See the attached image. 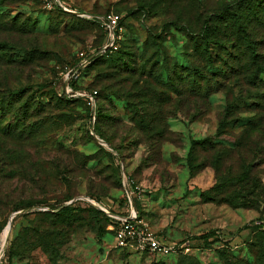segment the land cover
<instances>
[{
	"label": "rangeland",
	"instance_id": "1",
	"mask_svg": "<svg viewBox=\"0 0 264 264\" xmlns=\"http://www.w3.org/2000/svg\"><path fill=\"white\" fill-rule=\"evenodd\" d=\"M60 1L81 14L113 13L120 38L74 77L67 69L80 53L107 44L100 24L45 0H0V42L9 45L0 50V94L23 89L0 113V235L11 218L0 264H264V231L255 226L264 219V72L262 82L250 77L264 68V2ZM205 21L213 67L200 57ZM232 24L244 26L252 48L242 37L228 44L223 33L234 34ZM187 59L205 74L222 67L227 75H210L207 92L201 81L190 86ZM88 91L97 92L92 119L88 101L63 99ZM25 100L27 112H13ZM205 137L218 152L196 150L191 168L190 141ZM28 199L45 203L13 210ZM64 204L81 209L58 218L43 212ZM130 206L164 238L189 240V250L116 248L108 212Z\"/></svg>",
	"mask_w": 264,
	"mask_h": 264
},
{
	"label": "trees",
	"instance_id": "2",
	"mask_svg": "<svg viewBox=\"0 0 264 264\" xmlns=\"http://www.w3.org/2000/svg\"><path fill=\"white\" fill-rule=\"evenodd\" d=\"M243 1L244 0H237L238 3L239 2H243ZM262 1L264 2V0H262ZM232 4L233 3L224 4V6L222 7V12H227L228 11L227 8L230 7ZM53 8H54V10L62 12V13H70V12H66L65 10H63L61 7H59L57 5L54 6ZM249 10L251 11V13H253L255 18H257V14L259 13V10L256 12V10H255V8L253 6H249ZM261 12L264 13V7H263ZM90 21L96 22L94 20H90ZM238 23H240V22L238 21ZM119 24H120V22H119ZM231 26L233 27L232 31H233L234 34H228V33L225 34V33H223L224 38L225 37L228 38V40H227L228 44L231 43V42L233 43L232 38H233V36H236L237 40L241 39V37L243 39H245L246 46L252 48V44H251L252 40H249V42L247 41V38H248L247 37V30L244 29V26L237 27V24H232ZM234 27H237L238 30L236 28L234 30ZM212 31L213 30L211 29V27L208 26L206 24V21H205V24L203 25L202 31H201V33L199 35L200 38L198 39L199 41H201V45H200V53H201V55H200V57H205V59H206L205 62L209 66L211 64V56H210V52H209L208 46L210 45V43L213 44V41L211 40L212 33H213ZM203 38L208 40L205 44H204ZM218 45H224V44L218 43ZM7 46H9V45L6 44V42H4V41L0 42V50H4L5 47H7ZM254 48L255 47L253 46V51H250V54H248V59H249L251 65H253V64L256 65L259 62V57H261V55L258 54L255 51L256 48H255V50H254ZM110 52H112V51H106L103 54H98V55L94 56L90 60V62L85 67H83V69L85 70L92 63H94L96 60H98L101 56L107 55ZM118 58L122 59L121 57H118ZM238 58H239L238 56L234 58V60H236V62H235L236 64L239 63V62H237ZM219 59L223 61V58L220 57ZM187 61H188V64L186 66V71L185 72H186V74H188L187 76L189 77L188 78V84L190 86H192V85L195 86V85H199L200 81H201L203 86L200 84L201 86H199V88L202 87V89H204V91H206V92L209 90V87L212 85L211 82H210L211 80L209 79V78H211L210 75H212L214 77H216L218 75H224V76L227 75V71L225 69H223L222 67H218V69H216V70H208L207 73H209V75L205 74L202 71V69L200 68L199 64H196V62H194V60L187 59ZM175 67H176V65L174 64V68ZM210 67H213V66H210ZM228 67L230 69L235 68V66H233L232 64H230ZM263 72H264V68H260L259 66H257V70H255V72L252 73V76H250V77H252L254 79H259V81L262 82V80L259 77V74H261ZM88 93L92 94L94 96V98H97V92L88 91ZM261 95H264V93H261ZM21 97H23V89L22 88H19L17 90H13L12 92L9 93V96L7 98L4 97L3 93H1L0 94V113L7 112L9 110V108L11 107V105H13L12 103H17V101H19ZM9 98L14 99L12 103L10 101H8ZM63 99L65 101H70V102L76 101L77 99H82L85 103H87V101H89L88 98H86L85 96H83V97L77 96L75 98L64 97ZM6 102H7V104H6ZM26 102H27V100H25L22 104H19L18 107L13 110V112H18V108L19 107L23 108L22 109L23 113L27 112V109H26V107H27L26 104L27 103ZM87 105H88L87 108L89 109V117H90V119H92V116H94L96 118L97 115H98L97 114V107H95V111H94V113H92V109L90 107L91 105L90 104H87ZM261 109H263L262 106H261ZM262 116L263 115L259 114V115H255L254 119H248V122L244 123L245 127L249 128L250 124H252L253 127H254V125H256V123L259 124ZM226 123H229L226 118L221 120L219 122V124H218V128L224 127V124H226ZM93 128H94L95 133H97L96 125H93ZM198 149H200L201 151H204V152L214 151L215 150L213 158L216 156V154L218 152L216 150L215 142H214V140L211 137H205V138H202V139L191 140L190 141V150H189V153H188L189 166L191 168L193 167L192 160L195 158V152ZM108 156L111 157V154L108 153ZM249 169L250 168L247 167L242 173H247V171ZM227 202L231 203L230 201H227ZM37 203L42 204V203H45V202L42 201V200H40V201H33V200H29V199L28 200H22V201L17 202L13 206V210H17V209H20V208L21 209L22 208H28L30 206H33L34 204H37ZM56 208H58L56 211L47 210V211H43V212L44 213H48L50 216L52 215L54 218H58V217H66V216L72 214L74 211L81 209V208H79L78 205L74 206L72 204H64V205H61L59 207L58 206L57 207H50V209H56ZM91 210L94 211V212H99V210H97V209L91 208ZM258 221H259L258 224L255 225L256 228H257V231H262L263 232L264 231V219L262 220L261 218H259ZM109 223H110V217L108 218V224ZM126 252H128V251H126Z\"/></svg>",
	"mask_w": 264,
	"mask_h": 264
},
{
	"label": "built area",
	"instance_id": "3",
	"mask_svg": "<svg viewBox=\"0 0 264 264\" xmlns=\"http://www.w3.org/2000/svg\"><path fill=\"white\" fill-rule=\"evenodd\" d=\"M55 5L61 7L67 12L76 13L80 16L98 22L106 31L107 35V44L95 53H80L78 62L67 69V72L72 76L77 77L81 69L85 67L94 56L117 48V41L120 38L121 25L119 24V20L116 15L113 13H108L103 16L81 14L72 8H68L60 0H45V6L47 8L51 9ZM83 95L88 97L89 104L93 102L92 94L83 93ZM94 111L95 110H93L92 113H94ZM108 215L110 217L108 228L112 231L114 236V246L120 250L138 254L146 252L160 256H166L170 253L176 254L189 250V240L172 241L164 238L161 234L154 231L149 226L148 222L141 218L132 206H130V209L126 214L108 212Z\"/></svg>",
	"mask_w": 264,
	"mask_h": 264
},
{
	"label": "bare ground",
	"instance_id": "4",
	"mask_svg": "<svg viewBox=\"0 0 264 264\" xmlns=\"http://www.w3.org/2000/svg\"><path fill=\"white\" fill-rule=\"evenodd\" d=\"M10 226H11V224L8 222V224L4 227V229L0 235V254H2V252L5 249V246L7 244Z\"/></svg>",
	"mask_w": 264,
	"mask_h": 264
},
{
	"label": "water",
	"instance_id": "5",
	"mask_svg": "<svg viewBox=\"0 0 264 264\" xmlns=\"http://www.w3.org/2000/svg\"><path fill=\"white\" fill-rule=\"evenodd\" d=\"M9 223L11 224V218H10V220H9Z\"/></svg>",
	"mask_w": 264,
	"mask_h": 264
}]
</instances>
